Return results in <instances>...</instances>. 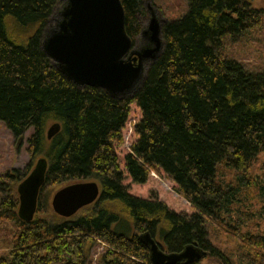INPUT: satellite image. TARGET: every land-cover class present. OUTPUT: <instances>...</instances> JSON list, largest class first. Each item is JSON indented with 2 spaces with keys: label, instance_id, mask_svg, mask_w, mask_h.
Segmentation results:
<instances>
[{
  "label": "trees",
  "instance_id": "trees-1",
  "mask_svg": "<svg viewBox=\"0 0 264 264\" xmlns=\"http://www.w3.org/2000/svg\"><path fill=\"white\" fill-rule=\"evenodd\" d=\"M187 1L186 14L163 23L162 51L139 86L113 98L69 81L42 50L43 31L64 0H0V121L18 141L31 127L27 150L48 163L36 212L27 222L17 215L16 186L30 164L0 175V221L15 226L0 264H87L96 241L105 245L99 264H150L139 238L144 231L165 251L196 244L218 264H234L212 244L210 226L236 236L249 256L245 264H264V233L240 232L232 222L233 206L251 183L236 172L264 152V71L224 52L227 39L261 26L262 11L246 0ZM121 3L126 33L136 45L142 0ZM132 102L141 116L124 156L125 171L137 184L163 171L192 212L128 193L114 144L123 142ZM51 121L61 128L47 139L44 129ZM221 166L235 172L234 182L219 173ZM87 179L100 186L93 203L70 217L48 216L40 197L47 182Z\"/></svg>",
  "mask_w": 264,
  "mask_h": 264
},
{
  "label": "water",
  "instance_id": "water-1",
  "mask_svg": "<svg viewBox=\"0 0 264 264\" xmlns=\"http://www.w3.org/2000/svg\"><path fill=\"white\" fill-rule=\"evenodd\" d=\"M64 1L53 15V23L43 31L42 50L79 87L100 88L113 98L131 94L142 82L148 65L162 51V25L166 20H161L150 0H146L149 23L140 30V43L133 45L125 30L121 0ZM60 128L59 121L52 122L46 138L51 139ZM47 167L46 157H38L16 186L17 215L23 221L34 217ZM99 193L100 186L95 180L73 181L53 193L51 207L57 215L70 217L93 203ZM139 238L148 248L150 264H175L181 260L194 263L206 254L196 244H188L178 252L165 251L148 231L141 232Z\"/></svg>",
  "mask_w": 264,
  "mask_h": 264
},
{
  "label": "rangeland",
  "instance_id": "rangeland-1",
  "mask_svg": "<svg viewBox=\"0 0 264 264\" xmlns=\"http://www.w3.org/2000/svg\"><path fill=\"white\" fill-rule=\"evenodd\" d=\"M246 1H248L252 7L262 11L261 26L250 29L239 39H227L224 52L228 56L240 60L245 64V67L249 69L264 71V0ZM150 4L157 12L159 18L161 20H166L165 22L179 19L188 11L187 0H150ZM149 16L146 0H142V6L138 17L142 26H146L149 23ZM133 39L136 44L140 43L139 34ZM140 116L141 111L137 105L134 102L130 103L126 122L121 129L123 142L121 144H114L119 166L124 170L123 183L127 185L128 193L146 199L155 197L177 212H192L189 202L174 191L175 183L168 179L163 171H161V174L151 172L148 180L143 184L133 183L130 176L125 171L124 156L130 151V145L136 139L133 126ZM51 123L52 121L45 126V137L47 128ZM31 131L32 128L29 127L18 141L6 125L0 121V175H3L12 168L22 170L27 164H30V171L37 158L43 156L41 153L32 156L27 150V138L30 136ZM219 173L222 174L226 180H232L234 182V171L221 166L219 168ZM236 174L246 175L251 183L243 189L239 199L233 206L234 212L232 213V222L239 228L240 232L260 231L264 233V188H261L264 186V152L259 153L245 171L236 172ZM68 183L70 182L50 181L44 185L40 197L48 216L55 213L51 207V197L53 193ZM80 213L81 212H78V214ZM208 228L209 237L214 246L224 254H228L234 264H245V260H248L249 256L243 255V251L236 236L227 234L220 229H214L212 226ZM14 231L15 226L12 222L0 221V255H6L12 247ZM104 249V244L98 241L94 242L88 251L87 264H99L98 257ZM241 259H243V261ZM201 264H218V262L213 258L203 256L201 258Z\"/></svg>",
  "mask_w": 264,
  "mask_h": 264
}]
</instances>
